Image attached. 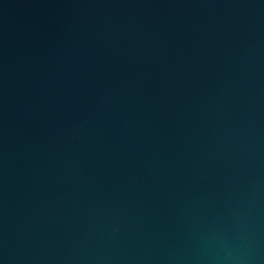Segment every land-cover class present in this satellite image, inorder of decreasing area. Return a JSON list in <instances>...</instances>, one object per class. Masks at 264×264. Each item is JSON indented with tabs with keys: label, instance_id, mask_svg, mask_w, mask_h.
I'll list each match as a JSON object with an SVG mask.
<instances>
[{
	"label": "water",
	"instance_id": "obj_1",
	"mask_svg": "<svg viewBox=\"0 0 264 264\" xmlns=\"http://www.w3.org/2000/svg\"><path fill=\"white\" fill-rule=\"evenodd\" d=\"M0 264H264V0H0Z\"/></svg>",
	"mask_w": 264,
	"mask_h": 264
}]
</instances>
